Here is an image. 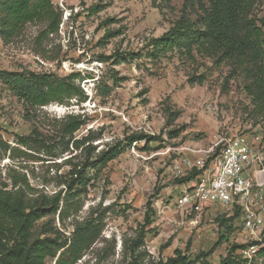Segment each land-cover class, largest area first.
Here are the masks:
<instances>
[{"label": "rangeland", "instance_id": "rangeland-1", "mask_svg": "<svg viewBox=\"0 0 264 264\" xmlns=\"http://www.w3.org/2000/svg\"><path fill=\"white\" fill-rule=\"evenodd\" d=\"M51 3L60 13L56 32H46V22L32 21L7 39L0 35V140L23 151L13 156L0 144V196L15 213L7 227L16 229L21 213L58 201L57 212L35 221L31 231L35 238L49 235L64 245L77 224L99 227L96 239L75 264H156L174 256L176 249L188 260L199 255L193 264H219L230 247L231 229L219 224L215 212L205 213L195 223L196 214L181 212L175 200L190 184L181 179L197 169L203 150L219 135L245 134L264 152V113L255 110L253 95L245 88L250 68L215 63L196 53L191 60L175 49L156 57L147 54L145 43L167 31L182 14L194 20L189 0ZM251 15L264 33V0H254ZM117 54L131 58L114 63ZM108 55L113 58L100 61V56ZM2 71L51 78L78 73L74 82L87 98L32 109L23 104ZM105 84L110 92L102 96ZM68 113L87 117L72 134L74 139L89 128L99 133L90 142L94 148L89 153L86 144L73 149L69 143L67 150L58 144ZM34 128L51 137V149L41 144L33 151L16 143ZM132 132L147 137L129 145L126 136ZM117 141L122 150L98 163L99 152ZM73 154L71 163L81 167L88 160L89 164L86 183L78 185L71 198L57 182L60 175L69 174L71 166L65 159ZM184 159L193 166L176 176L174 166L183 169ZM50 227L52 233H43ZM1 237L11 245V234L3 232ZM55 259L45 257L44 262L56 264ZM254 264L262 263L257 259Z\"/></svg>", "mask_w": 264, "mask_h": 264}, {"label": "trees", "instance_id": "trees-1", "mask_svg": "<svg viewBox=\"0 0 264 264\" xmlns=\"http://www.w3.org/2000/svg\"><path fill=\"white\" fill-rule=\"evenodd\" d=\"M253 5L254 0H189V12L195 14L194 20L189 18L188 13L182 14L167 31L158 37L150 38L145 43L148 48L147 54L156 57L175 49L191 60L196 53L213 59L215 63L230 62L238 67L250 68L251 80L245 88L248 94L253 95L255 110L264 113V33L254 16L251 15ZM32 21L46 22V32H56L60 13L53 6L51 0H0V22L2 24L0 35L3 39H7L19 27ZM112 58V55L100 56V61L105 62ZM129 58L131 57H121L120 54H117L114 63L129 60ZM3 73L6 76V82L11 84L12 90L23 98V104L32 109L50 102L62 103L65 99L76 98L77 102H81L82 99L87 98L80 86L74 82L79 76L78 73H70L65 77L58 78H51L46 74L30 73L26 76L20 73L11 75ZM197 79L200 80L201 77ZM109 92L110 87L105 84L104 91L100 94L106 96ZM86 120L87 117L82 113L66 114L59 129L58 144L63 143L65 150L69 143L73 149H78L86 144L89 153L90 149L94 148L90 142L95 140L99 133L95 134L89 128L87 134L81 138L74 139L72 135L85 125ZM40 136L41 139H39ZM146 137L145 135L138 136L132 132L126 136V140L131 145L132 142ZM50 139L51 137H44L34 128L30 134L19 136L16 143L35 151L41 144L51 149L52 145L48 141ZM0 144L4 146L5 151L9 149L13 156L18 152L23 153L18 147H11L2 140H0ZM121 150V141L114 142L106 149L101 150L96 160L98 163H104L115 157ZM75 155H70L65 159V163L69 164L71 169L67 177L60 175V180L57 182L59 185H64L63 188L69 192L71 198L77 192L76 187L86 183L85 168L89 164L88 160L81 167L76 163H71ZM198 172L195 169L190 172L191 175L181 180H191ZM58 207L57 201L52 207L38 206L26 213H21L18 227L11 229L12 227H7L6 223L13 221L15 213L10 209L7 201L0 196V264H45V257H56V264H75L80 259L82 252L96 239L100 228L90 224H77L74 227L73 236L64 245L56 243V238L49 235L43 238L33 237L31 231L33 223L51 212L55 214ZM148 210L145 216L147 224L150 223ZM66 211V208L60 210L61 217ZM232 218L218 216L215 219H218L219 224H226L225 230H230L232 228L228 222ZM13 231L16 232L13 234ZM3 232L12 235L11 245L3 241L1 237ZM52 232L51 227L43 230V233L47 234ZM229 246L227 255L222 258L219 264H242V259L236 253L240 245L230 244ZM208 254L209 252L201 253V256L206 257ZM258 255L264 257V245L259 248ZM199 258L197 255L194 261L188 260L176 249L174 256L165 261L159 259L156 264H193ZM203 264L208 263L204 262Z\"/></svg>", "mask_w": 264, "mask_h": 264}, {"label": "built area", "instance_id": "built-area-1", "mask_svg": "<svg viewBox=\"0 0 264 264\" xmlns=\"http://www.w3.org/2000/svg\"><path fill=\"white\" fill-rule=\"evenodd\" d=\"M203 153L195 165L199 172L178 194L176 207L195 213V223L207 212H215V218L233 217L228 240L240 245L236 253L242 264L257 259L264 264L258 255L264 245V152L245 134L234 133L219 135ZM182 166H174L176 176L193 165L184 159Z\"/></svg>", "mask_w": 264, "mask_h": 264}]
</instances>
